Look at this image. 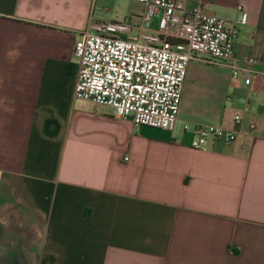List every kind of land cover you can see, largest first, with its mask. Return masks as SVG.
<instances>
[{
    "label": "crops",
    "instance_id": "1",
    "mask_svg": "<svg viewBox=\"0 0 264 264\" xmlns=\"http://www.w3.org/2000/svg\"><path fill=\"white\" fill-rule=\"evenodd\" d=\"M197 3L252 70L190 60L167 129L73 97L76 37L142 4L0 0V264H264V0ZM195 123L235 138L193 147Z\"/></svg>",
    "mask_w": 264,
    "mask_h": 264
},
{
    "label": "built area",
    "instance_id": "2",
    "mask_svg": "<svg viewBox=\"0 0 264 264\" xmlns=\"http://www.w3.org/2000/svg\"><path fill=\"white\" fill-rule=\"evenodd\" d=\"M132 1L143 6L138 21H90L76 37L74 98L106 104L110 115L129 117L134 127L172 129L190 60L225 64L233 76L249 82L252 68L233 54L236 22L203 10L199 3L187 6L186 0ZM246 15L241 12L240 23ZM240 120V113H234V122ZM191 130L193 147H204L210 137L231 141L236 133L234 128L208 123H195Z\"/></svg>",
    "mask_w": 264,
    "mask_h": 264
}]
</instances>
